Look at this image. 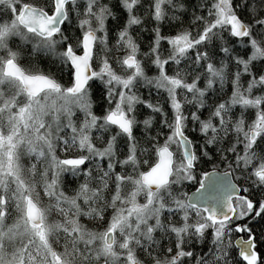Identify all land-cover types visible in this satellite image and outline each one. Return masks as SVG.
<instances>
[{
	"label": "snow or ice",
	"instance_id": "1",
	"mask_svg": "<svg viewBox=\"0 0 264 264\" xmlns=\"http://www.w3.org/2000/svg\"><path fill=\"white\" fill-rule=\"evenodd\" d=\"M0 264H264V0H0Z\"/></svg>",
	"mask_w": 264,
	"mask_h": 264
}]
</instances>
